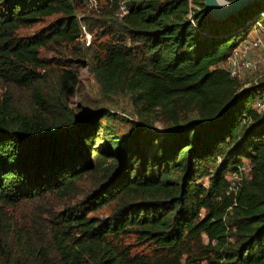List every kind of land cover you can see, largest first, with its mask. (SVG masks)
<instances>
[{
    "label": "trees",
    "instance_id": "16d2710c",
    "mask_svg": "<svg viewBox=\"0 0 264 264\" xmlns=\"http://www.w3.org/2000/svg\"><path fill=\"white\" fill-rule=\"evenodd\" d=\"M86 1L0 0V264H264V110L250 105L264 74L246 84L226 69L264 1L215 20L204 0H108L85 45L81 22L89 33L92 23L76 8ZM71 59L104 94L129 97L138 119L128 130L108 107L69 106ZM23 201L36 207L34 230L8 223Z\"/></svg>",
    "mask_w": 264,
    "mask_h": 264
},
{
    "label": "rangeland",
    "instance_id": "374dc122",
    "mask_svg": "<svg viewBox=\"0 0 264 264\" xmlns=\"http://www.w3.org/2000/svg\"><path fill=\"white\" fill-rule=\"evenodd\" d=\"M229 1V0H224ZM109 4L108 0H87L85 4H79V6L76 8V12L78 16H83L86 19H89L92 23L91 29L93 32L89 33L87 31V25L83 22H81V34L79 36L80 41L84 42L85 45H88L91 40L94 39L95 34L99 33L101 31L102 23L100 22V18L102 17V13L104 12L106 6ZM262 11H264V8H262ZM83 14V15H82ZM55 16L45 17L35 24L23 27L17 31L18 35L20 36H29L33 33H35L38 29H40L43 26H46L50 22L54 20ZM262 22L261 18L258 19ZM206 22H210L212 25V20H207ZM206 22H203L201 25L204 26ZM228 25H231L229 22H227ZM263 27L258 28L257 25H253L251 28V31L247 35V37L237 46L240 47L241 44L247 43V40H250L252 37L256 35H264V24H262ZM46 57H52L54 55L53 51L46 50ZM68 53L65 55H59L57 52L56 55H54V58H57L55 56H62V58L70 59L72 56L70 55V51L67 50ZM60 60H62L60 58ZM72 64L74 65V68L77 69L79 72V82L76 90L74 91L73 95H70L67 97V101L70 107H72L74 110H79L82 108L86 109H93L95 107H108L111 110H114L116 113L123 115V117L126 119V121L122 124L116 125L119 132H124L125 130L129 129V122L134 121L138 119V116L136 114V111L133 110L130 104V99L128 96L119 94V95H106L102 91H100L99 86L95 82V80L92 78V76L88 72V67L86 65H83L80 61H75L71 59ZM264 73V71H260L257 73L256 76H259V74ZM251 77H248L244 80L246 84H248L251 80ZM253 78V77H252ZM7 89L4 85L0 84V96L3 92H5ZM12 92L11 96L14 101H16L19 105H28L29 104V97L28 92L23 88H11ZM251 108L255 107V103L251 102ZM154 131H161L164 129V125L158 121L154 120L153 125L151 127ZM98 143L97 140L94 141V144L96 145ZM245 167L250 169L249 164L245 161L243 164ZM246 174L248 173L245 172ZM227 179L230 180V183L234 184L236 183L237 179L233 178V174L229 173L227 175ZM206 180V179H204ZM240 181V180H239ZM86 185V184H85ZM87 186V185H86ZM47 202L51 203L53 210H59L60 207L56 205V200L51 201L50 199H46ZM47 203L45 201L41 202V206H46ZM42 212L46 213L45 209L42 210ZM7 213L9 215L8 223L10 226H23L28 228L31 224L32 227L31 230H34L37 228L38 225V217L36 216V207L33 203L23 201L19 203L18 205L14 207H8ZM40 211H38V214ZM109 213L108 207H103L96 211V214L99 216H105ZM36 216V218H35ZM5 237H7L6 232L3 233ZM36 238V237H35ZM8 239V237H7ZM126 242L132 243L133 250H136L138 252L142 253H151V248L154 246L153 244H147L138 242L135 240L133 235H130L126 238ZM11 246L14 248V254L18 253L16 251V245L15 243L11 241Z\"/></svg>",
    "mask_w": 264,
    "mask_h": 264
},
{
    "label": "built area",
    "instance_id": "2783aa9c",
    "mask_svg": "<svg viewBox=\"0 0 264 264\" xmlns=\"http://www.w3.org/2000/svg\"><path fill=\"white\" fill-rule=\"evenodd\" d=\"M259 18H261L262 22L257 20L255 24L258 28H261L263 27L262 24H264V11L260 12ZM226 69L231 76L240 80L264 71V35H256L247 40V43L241 44L238 48L236 47L226 63ZM255 109L257 111L264 110V95L255 100ZM241 170L247 172L249 169L243 165ZM233 178L237 179V181L230 185V189L235 192L239 187L240 176L235 173Z\"/></svg>",
    "mask_w": 264,
    "mask_h": 264
},
{
    "label": "water",
    "instance_id": "95a60500",
    "mask_svg": "<svg viewBox=\"0 0 264 264\" xmlns=\"http://www.w3.org/2000/svg\"><path fill=\"white\" fill-rule=\"evenodd\" d=\"M264 0H204L208 14L215 20H224L231 14H235L241 8L253 2H263Z\"/></svg>",
    "mask_w": 264,
    "mask_h": 264
}]
</instances>
